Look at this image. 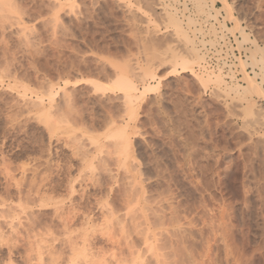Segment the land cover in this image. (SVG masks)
<instances>
[{
	"label": "rangeland",
	"instance_id": "374dc122",
	"mask_svg": "<svg viewBox=\"0 0 264 264\" xmlns=\"http://www.w3.org/2000/svg\"><path fill=\"white\" fill-rule=\"evenodd\" d=\"M7 1H0V214H7L0 218V264H51L52 258L55 264H74V248L86 251L92 264H116L124 258L128 264H264V124L254 121L253 114L264 111V100L254 95L249 105L244 98L205 90L192 72H182L179 66L172 72L171 65L158 59L157 64L151 55L153 49L167 52L169 46L186 52L172 29L165 28V11L178 13L191 34L189 28L197 24L186 26L189 20L181 14L191 6L185 9L187 16L201 22L204 15L194 1L189 0L190 6L188 0ZM228 1L249 42L239 30L232 33L244 42L238 48L248 49L245 53L250 56L253 39L264 47V0ZM214 5L223 6L217 1ZM141 6L148 11L146 16ZM220 14L225 22V11ZM150 18L153 24L148 23ZM227 24L233 27L230 21ZM148 68L157 78L146 75ZM117 71L134 77L141 91L158 86L136 103L134 114L123 111L120 92L95 93L83 82L97 79L107 87ZM244 72L254 76L261 70L246 66L240 85H246ZM256 79L261 82L262 78ZM67 81L73 104L66 107L60 88ZM51 85L56 95L49 102L46 88ZM38 96H43L44 107L54 105L58 114L56 107L64 106L60 114L64 111L67 118L59 119L69 124L60 123L64 127L50 134L54 125L48 127L44 115L26 104L37 102ZM105 111L121 125L128 124L131 162L142 172L131 171L137 189L120 183L126 176L123 168L111 166L113 174H119L115 184L101 170L103 158H99L110 160L104 153L108 149L94 159L95 169L85 168L84 151L112 144L105 137ZM51 116L57 122V116ZM132 191L139 192L135 196ZM127 193L131 194L128 199ZM108 209L116 215L102 217ZM74 211L80 218H72ZM85 211L93 218H81ZM65 213L74 215L64 218Z\"/></svg>",
	"mask_w": 264,
	"mask_h": 264
},
{
	"label": "bare ground",
	"instance_id": "6f19581e",
	"mask_svg": "<svg viewBox=\"0 0 264 264\" xmlns=\"http://www.w3.org/2000/svg\"><path fill=\"white\" fill-rule=\"evenodd\" d=\"M1 1V0H0ZM5 1V0H4ZM7 1V0H6ZM50 0H48V2H49ZM56 1V3H57V0H55ZM54 1V2H55ZM148 1V0H147ZM155 0H153V2H154ZM178 1V0H177ZM194 1V3H195V5L197 6V8L199 9L198 11L201 13V14H203L204 15V17L202 16L201 18V22L200 21H196V20H198V18L195 20V19H193L192 18V16H187V12H186V10L188 11V9H187V7H184L183 9V14H184V16H183V14H181L182 16L181 17H185L186 19H188L189 20V22H188V20L185 22V24H186V26H191V25H194L195 23L197 24V26H194V28H193V26H191L190 28H189V30L191 31V34H189L188 33V30H186L184 27H183V25L182 24H184L183 22H184V20H182L180 17H178V13H171V12H167V11H165L164 13H165V15H166V17H165V21H166V23H164L165 25V28L168 30V29H172V30H170V31H172L173 32V35H174V37H175V39H176V41H178V43H180V44H182L184 47H185V51L186 52H184V53H182V51H178L177 49H175L174 48V46H169L168 48H167V52L165 53V52H161L159 49H157V48H155V49H153L152 50V57L154 56V58L156 59V60H153V61H157V59L158 60H160V64H163V63H167V64H169V65H171V67L174 69L172 72H176L177 71V67L179 66V68L182 70V72H192V74L191 75H193L194 77H195V79L197 80V82H199V84L201 85V87L203 88V89H205V90H208V89H213L212 91L214 92V93H225V95L227 96V97H230V96H232V95H234V97H241V98H244L245 100V102H248L249 103V105L250 104H253V100H252V97L254 96V95H257V96H259L262 100H264V88H263V84H264V47H262V45H259V43H258V41L256 40V39H253L252 40V45H253V48L251 49V48H249V50H250V56H247L246 55V53H245V51H247L248 49H245L244 51L243 50H241V49H239L238 48V45H240V46H242L243 45V40L241 41H239L237 38L238 37H236L235 35V33H232L233 31H237V30H239L238 32L239 33H244V28L245 27H243L242 25H241V22L239 21V18L238 17H236L235 15H234V6H232L230 3H229V1L228 0H212V2L215 4L216 3V1L217 2H221L222 3V7H220V8H217L214 4H212L211 5V2H209L208 0H192V2ZM10 1H7V3L8 4H6L7 6H9V4H11V3H9ZM139 2H142V0H139ZM151 2V1H150ZM185 2V1H184ZM6 3V2H5ZM4 2H3V4H5ZM52 3V2H51ZM158 3H159V1H158ZM186 3V2H185ZM53 4V3H52ZM51 4V5H52ZM59 4V3H58ZM57 4V5H58ZM151 4H153V3H151ZM155 4H157V2L156 3H154L153 5H155ZM187 4V3H186ZM5 5V6H6ZM46 5V4H45ZM130 5V4H129ZM138 5H140V4H138ZM150 4H148V6H149ZM61 6V5H60ZM63 6V5H62ZM175 6V5H174ZM186 6V5H185ZM195 6V7H196ZM49 7H50V5H49ZM160 7V6H159ZM158 6H157V8H159ZM173 7V6H172ZM54 8V7H53ZM53 8L52 9H50V11H53ZM57 7H55V9H56ZM49 9V8H48ZM61 9V8H60ZM186 9V10H185ZM139 10H143L144 12V14L145 13H147L148 14V11H146L145 12V10L144 9H142V6L141 7H139ZM148 10V9H147ZM225 11V14L226 15H223L224 16V18H225V22H222L221 21V17H222V14H220L221 13V11ZM138 11V10H137ZM172 12H174V11H172ZM180 12V11H179ZM186 12V13H185ZM52 13V12H51ZM163 13V14H164ZM199 13V14H200ZM178 14V15H177ZM143 15V14H142ZM198 15V14H197ZM145 16H146V14H145ZM151 16V15H150ZM2 17V16H1ZM152 17V16H151ZM194 17V16H193ZM133 18V17H132ZM135 18V17H134ZM184 18V19H185ZM200 18V17H199ZM181 19V20H180ZM212 19V20H211ZM162 20V19H161ZM136 21V20H135ZM162 21H164V20H162ZM161 21V22H162ZM227 21H230L231 23H233V27L231 28V27H229L228 26V24H227ZM146 22H148L147 20H146ZM214 22H216L217 24H218V27H216L215 25H214ZM148 23H154L153 22V19H149V22ZM195 24V25H196ZM187 28V27H186ZM19 29V28H18ZM21 29V28H20ZM166 29H164V31L166 30ZM23 31H24V28H23ZM189 31V32H190ZM226 32H230V34H232V36H233V38L235 39V42L237 43L238 42V44H237V48H238V50L241 52V54L240 55H243V56H237V63H236V68H237V71L238 70H243L244 69V71H245V69H246V66H248V65H251V66H255V67H260V70H261V73H255V75L254 76H251V75H249V73H243L244 74V79H245V81H246V85H240L239 84V81H238V78H236V73L234 72V73H231V80L229 81V80H227L226 79V77H225V74L224 73H222L221 71H218V72H215V71H208V69H206V66H205V64L207 63L206 62V57H205V53L203 52V48L206 46V44L207 43H210L211 45H216L218 42H219V40L220 39H224V37H225V34H221V33H226ZM20 33H24V32H22V29H21V32ZM19 34V33H18ZM25 34V33H24ZM168 34V33H167ZM240 34V35H241ZM245 34V33H244ZM244 34H242V36H245V39H247V43L249 42L248 40H249V34H247L246 33V35H244ZM203 37L201 40L199 39V37ZM211 37L210 38V40H206V38L207 37ZM241 36V37H242ZM252 36V35H251ZM27 38V37H26ZM244 38V37H243ZM245 39H244V41H245ZM92 40V39H91ZM95 42V41H94ZM93 42V43H94ZM155 43V42H154ZM156 44V43H155ZM157 45V44H156ZM167 45V44H166ZM152 46H154V45H151V48H152ZM165 46V45H164ZM197 46V47H196ZM159 47H161V46H159ZM167 47V46H166ZM88 48V47H87ZM151 48H149V50L151 49ZM165 48V47H164ZM163 48V50H165ZM184 49V48H183ZM95 51V50H94ZM107 51V50H106ZM109 51V50H108ZM90 52V51H89ZM102 53V52H101ZM105 53H107V52H105ZM79 54V53H78ZM110 54V53H109ZM92 55V54H91ZM98 55V54H97ZM78 56V55H77ZM109 56V55H108ZM103 57H104V55H103ZM102 57V58H103ZM106 57V56H105ZM111 57V56H110ZM77 58V57H76ZM83 58V57H82ZM247 58V60H245ZM104 59V58H103ZM102 59V60H103ZM81 60V59H80ZM91 61H93V60H91ZM90 61V62H91ZM248 61H251V63H249ZM85 62V61H84ZM239 62V63H238ZM76 63V62H75ZM82 63V62H81ZM100 63V62H99ZM116 63V62H115ZM153 63V62H152ZM158 63V61H157V64H159ZM77 64V63H76ZM87 64V63H86ZM102 64V63H101ZM116 64H118V63H116ZM62 65V64H61ZM63 65H65V64H63ZM72 65V64H71ZM110 65V64H109ZM118 65H120V64H118ZM153 65V67H155L154 66V64H152ZM60 66V65H59ZM85 66V65H84ZM101 66V65H100ZM105 66V65H104ZM157 66V65H156ZM161 66V65H160ZM159 66V67H160ZM195 66H197V67H199L198 68V70H195L194 68H195ZM241 66V67H240ZM74 67V66H73ZM106 67V66H105ZM122 67V66H121ZM151 67V66H150ZM238 67H240V69L238 68ZM64 68H66V67H64ZM78 68V67H77ZM123 68V67H122ZM157 68V67H156ZM171 68V69H172ZM243 68V69H242ZM61 69V68H60ZM62 69H63V66H62ZM67 69V68H66ZM69 69V68H68ZM73 69V68H72ZM74 69H75V67H74ZM114 69V68H113ZM115 69H118V68H115ZM64 70V69H63ZM152 69H147L146 71H145V73H146V75L147 76H150V77H152V78H157L156 76V73H154V71H151ZM241 70H240V72L239 73H241ZM67 71V70H66ZM90 71V70H89ZM93 71V70H92ZM85 72V71H84ZM87 72V71H86ZM91 72V71H90ZM65 73V72H64ZM76 73V72H75ZM89 73V72H88ZM78 74V73H77ZM103 74V73H102ZM105 74V73H104ZM242 74V75H243ZM62 75V74H61ZM79 75V74H78ZM91 75V74H90ZM97 75V74H96ZM145 75V74H144ZM60 76V75H59ZM82 76H85L84 74L82 75ZM99 76V75H98ZM106 76V75H105ZM259 76H261V82H259V81H257V77H259ZM107 77V76H106ZM132 77V76H131ZM130 76H128V74H125V73H123V72H121V71H117L116 72V77H114L115 79H113V82L111 83V81H110V85H107V87H105V84L103 85L100 81H98L97 79H85L83 82L84 83H86V84H89V85H91L92 87H93V89H95L96 90V92L95 93H97V91H107V90H112V92H120L121 94H122V96L120 97L121 98V100L123 101V103H125V104H122L123 106H125V108H124V110L123 111H126V113L130 110L131 112V114H134L135 113V105H136V103L138 104V101H140V99H142L143 97H144V95L146 94V92H148V91H155V90H157L158 89V86H146L145 88H144V90L143 91H141L139 88H138V86L136 85V83L134 82V77H132L131 78ZM225 77V78H224ZM59 78V77H58ZM91 78V77H90ZM93 78V77H92ZM144 78L145 77H143V80H144ZM51 79V78H50ZM49 79V80H50ZM141 79V78H140ZM146 80V79H145ZM56 81V80H55ZM54 81V82H55ZM41 82V81H40ZM68 83H66L65 84V87L63 86V87H61L60 89H61V91H62V95H63V103L65 104V106L66 105H69L70 106V102H72L71 100H70V95H68V93H67V86L69 85V81H67ZM227 82V83H226ZM158 83H160V82H158ZM229 83H233V85H227V84H229ZM236 83V84H235ZM58 84V83H57ZM72 84V83H71ZM73 84H75L76 85V83H73ZM73 84H72V86H73ZM74 85V86H75ZM17 86V85H16ZM223 86L225 87L224 89H222L223 88ZM40 87V86H39ZM47 87H49V86H47ZM45 88V87H44ZM47 90H48V92H47V95L46 94H44V95H46L47 97H49L50 98V101L49 102H52L53 101V99H54V96L56 95L54 92V86L52 87V85H51V87H49V88H46ZM67 89V90H66ZM44 90V89H43ZM80 90V89H79ZM72 91V90H71ZM59 92V91H58ZM90 92V91H89ZM34 93V92H33ZM82 93V92H81ZM84 93V92H83ZM102 93H106V92H102ZM19 95V94H18ZM95 95V94H94ZM218 95V94H217ZM20 96V95H19ZM35 96V95H34ZM37 96V95H36ZM35 96V97H36ZM45 96V97H46ZM46 97V98H47ZM84 97V96H83ZM100 97V96H99ZM98 97V98H99ZM110 97H113L112 95L110 96ZM71 98H73V96L71 97ZM93 98V97H92ZM97 98V99H98ZM115 98V97H114ZM240 98V99H241ZM251 98V99H250ZM38 99V100H37ZM84 99V98H83ZM109 99V98H108ZM36 100H37V102H33V101H29V102H27L26 103V101L24 102V103H26L27 104V106L28 105H30V106H32L33 108H37L40 112H39V114H42V115H44L43 117H45V121H46V124L48 125V127H50V126H53L54 125V127H51L50 129L51 130H49L50 131V134H52L51 133V131L54 133V132H56L57 133V130H59L60 128L62 129V127H64L66 124H64V123H68V120L66 121V122H64V120H60L59 118H63L64 116L66 117L67 115H64V111L62 112L63 114H60L61 112L60 111H62V110H65L66 108H64V109H62V107H64V106H60V109L58 108V107H56L57 109H58V112H59V114L58 113H56V110L54 109L55 107H54V105L52 106L51 104H50V108L48 107L47 108V106H45L47 109H45V107H44V100H43V96L42 97H39L38 96V98H36ZM35 100V101H36ZM79 100V99H78ZM100 100V99H99ZM103 100V99H102ZM115 100H118V99H115ZM120 100V99H119ZM65 101V102H64ZM108 101V100H107ZM243 101V100H242ZM58 102V101H57ZM102 102V101H101ZM112 102V101H111ZM115 102V101H114ZM21 103V102H20ZM106 103V102H105ZM105 103H103V104H105ZM248 103H247V105H248ZM25 104V105H26ZM53 104V103H52ZM63 104V105H64ZM71 104H73V102L71 103ZM98 104V103H97ZM108 104V103H107ZM111 104V103H110ZM255 104V103H254ZM24 105V106H25ZM53 107V109L55 110V111H53L51 108ZM68 106V107H69ZM252 106V105H251ZM254 107H255V105H253ZM26 107V106H25ZM67 107V106H66ZM103 107V106H102ZM119 107H121L120 105H119ZM128 109H127V108ZM248 107V106H247ZM73 108V107H72ZM122 108V107H121ZM120 108V109H121ZM252 109H251V112H252V110H254L253 109V107H251ZM26 109H27V107H26ZM52 110L51 111V113H52V115L54 116V117H56V121L57 122H54L55 120H53L52 119V116H51V113H50V111H49V113H48V110ZM68 109V108H67ZM256 109V108H255ZM29 110V109H28ZM69 110H70V108H69ZM128 110V111H127ZM134 110V111H133ZM250 111V110H249ZM106 112V118H105V121H104V123H103V125H104V127H105V129H107V131L106 130H104V131H106V138L107 139H110V140H113V141H111L112 142V144L109 142V146H106V148H104V147H100L99 145V147L98 146H96L95 148H97L96 150L94 149L93 151H92V149H91V151H88V149L86 150V151H84L85 149H82L83 151H84V154H83V158H85V163H86V166H85V168L86 169H91V170H93V169H95L94 167H96L95 166V163H94V159H96V158H98V156L99 155H101V154H103V152H104V149H108L107 150V152H104L105 153V156H106V153H108V156L110 155L111 156V158H110V160H108V159H106L107 158V156L104 158V157H101L100 156V160L102 159V161H99V164H100V166L102 167V169L101 170H103L104 171V173L108 176V177H110V182H114V184L116 183V182H118V180H117V178H118V176L117 175H119V174H117V175H115V174H113V170H112V168H111V166H116V167H118L119 169H121V168H123L124 169V171H125V178L123 179V181L124 182H120L121 184H123V185H125L126 187H127V189L128 188H130L131 190H133V189H135L136 188V186L138 185H136L135 183L137 182L136 180H135V175H132L131 174V171L132 172H135V170L136 171H138L139 169H137V166L134 164V162L132 161L131 162V159L133 158V154H132V152H131V150H130V147H132L131 145V133L129 132V127H128V124L126 125V124H123V125H121L122 124V122H121V124L119 123V122H117L115 119H114V117L113 116H111L110 114H107V111H105ZM109 112V111H108ZM122 112V111H121ZM134 112V113H133ZM25 113V112H24ZM38 113V112H37ZM68 113H72V112H68ZM92 113V112H91ZM114 113V112H113ZM129 113V112H128ZM248 113V112H247ZM38 114V115H39ZM55 114V115H54ZM124 114V116H126L125 115V113H123ZM253 114H255L256 115V119L254 120V121H258L259 123L260 122H262L263 124H264V111L262 112V110H259V111H253ZM252 113H251V115H253ZM60 115V116H59ZM62 115H64L63 117H62ZM69 115V114H68ZM115 115V114H114ZM81 116V115H80ZM128 116H130L129 114H128ZM135 116V115H134ZM53 117V118H54ZM133 117V116H132ZM132 117H130V118H132ZM67 118V117H66ZM81 118V117H80ZM79 118V119H80ZM123 118V117H122ZM257 118H258V120H257ZM44 119V118H43ZM55 119V118H54ZM63 119H65V118H63ZM70 119V118H69ZM82 119V118H81ZM96 119V118H95ZM61 122H60V121ZM66 120V119H65ZM261 120V121H260ZM44 121V122H45ZM59 121V122H58ZM63 121V122H62ZM90 122H92V121H90ZM130 122V121H129ZM60 123H61V125H64V126H62L61 127V125H60ZM63 123V124H62ZM59 124V125H58ZM69 124V123H68ZM67 124V125H68ZM85 124V123H84ZM66 125V126H67ZM83 125V124H82ZM88 125V124H87ZM102 125V126H103ZM55 126H57V127H55ZM58 126L60 127V128H58ZM56 128H57V130H56ZM87 128H88V126H87ZM102 128V127H101ZM60 129V130H61ZM56 130V131H55ZM75 130V129H74ZM77 131V130H76ZM55 134V133H54ZM53 134V135H54ZM76 137V136H75ZM72 139H73V136L71 137ZM77 138V137H76ZM92 139V138H91ZM107 139H105L106 141H107ZM94 142H95V140L94 139H92ZM103 140V139H102ZM75 142H77L78 141V139H76V140H74ZM109 141V140H108ZM78 142H80V141H78ZM97 142H98V140H97ZM96 143V142H95ZM101 143V142H100ZM102 144V143H101ZM83 146L82 147H84V144H82ZM88 145V144H87ZM108 145V144H107ZM103 146V145H102ZM78 147V146H77ZM77 147H76V149H77ZM80 147V146H79ZM85 148H86V146H85ZM132 149V148H131ZM79 150V149H78ZM81 150V151H82ZM106 151V150H105ZM77 152H80V151H77ZM80 153H82V152H80ZM86 153V154H85ZM92 153V154H91ZM101 153V154H100ZM92 156H91V155ZM64 155V154H63ZM77 155V154H76ZM73 156H74V154H73ZM81 155H79V157H80ZM82 158V159H83ZM72 159V158H71ZM70 159V160H71ZM80 159V158H79ZM98 159V160H99ZM96 162H97V160H96ZM138 162V161H137ZM137 162H135V163H137ZM84 164V163H83ZM97 165V164H96ZM79 166H80V164H79ZM84 167V166H83ZM73 168V167H72ZM82 168V167H81ZM79 170V169H78ZM117 171V170H116ZM140 172H141V170H139ZM138 171V172H139ZM91 172V171H90ZM118 172H119V170H118ZM117 172V173H118ZM60 174V173H59ZM68 174V173H67ZM141 174H142V172H141ZM140 176H142V175H140ZM95 177V176H94ZM59 178V177H58ZM66 178H68L67 176H66ZM93 178V177H92ZM69 179H71V178H69ZM141 179V178H140ZM139 180V179H138ZM68 181H70V180H68ZM96 181V180H95ZM97 181H99V179L97 180ZM96 181V182H97ZM104 181V180H103ZM119 181H120V179H119ZM136 181V182H135ZM142 181V180H141ZM146 181V180H145ZM61 182V181H60ZM73 182V181H72ZM75 182V181H74ZM96 182H93L95 185L97 184ZM69 183V182H68ZM92 183V184H93ZM99 183V182H98ZM111 183V184H112ZM70 184V183H69ZM68 184V185H69ZM87 184V183H86ZM110 184V183H109ZM70 185H72V184H70ZM108 185V184H107ZM100 186V185H99ZM109 186V185H108ZM122 186V185H121ZM140 186V185H139ZM142 186V185H141ZM140 186V187H141ZM68 187H70V186H68ZM104 187V186H103ZM110 187V186H109ZM114 187V186H113ZM124 187V186H123ZM125 187V188H126ZM72 188H73V186H72ZM124 188V189H125ZM137 188H138V186H137ZM136 188V189H137ZM49 189V188H48ZM69 189V188H68ZM106 189V188H105ZM110 189H111V187H110ZM127 189H125V190H127ZM73 190H74V188H73ZM139 190V189H138ZM72 191V190H71ZM70 191V192H71ZM107 191H110V190H107ZM128 191H130V190H127V192ZM69 192V193H70ZM73 192H75V191H73ZM134 191H132V193H133ZM136 192H139V191H136ZM136 192H134L135 193V196H136ZM22 193V192H21ZM20 193V194H21ZM130 193H131V191H130ZM128 194L127 193V199L130 197V196H128V195H131V194ZM133 193V194H134ZM132 194V195H133ZM74 195V194H73ZM84 195V194H83ZM82 196V195H81ZM123 196V195H122ZM20 197V196H19ZM83 197V196H82ZM85 197H87L88 198V196H85ZM21 198V197H20ZM135 198V197H134ZM49 199V198H48ZM47 199V200H48ZM83 199V198H82ZM82 199H80L81 201H82ZM131 199V198H130ZM130 199H129V201H130ZM132 199H133V197H132ZM50 200V199H49ZM122 200H124V199H122ZM52 201V200H51ZM85 201H87V200H85ZM100 201V200H99ZM50 202V201H49ZM91 202V201H90ZM97 202V201H96ZM56 203V202H55ZM82 203V202H81ZM85 203V202H84ZM83 203V204H84ZM108 203V202H107ZM106 203V204H107ZM128 203V202H127ZM132 203V202H131ZM58 204H60V203H58ZM57 204V205H58ZM73 204V203H72ZM89 204V203H88ZM105 204V205H106ZM22 205V204H21ZM47 205V204H46ZM56 205V204H55ZM56 205V206H57ZM78 205V204H77ZM102 205V204H101ZM104 205V206H105ZM125 205H126V203H125ZM8 206V205H7ZM48 206V205H47ZM54 206V205H53ZM76 206V205H75ZM91 206V205H90ZM99 206V205H98ZM22 207V206H21ZM72 207H73V209L75 208L73 205H72ZM101 207H103V206H101ZM107 207V206H106ZM146 207V206H145ZM13 208V207H12ZM16 208V207H15ZM20 208V207H19ZM18 208V209H19ZM23 208H24V206H23ZM57 208V207H56ZM61 209H62V207H60ZM60 208H59V210H60ZM77 208H79V207H77ZM76 208V209H77ZM105 208V207H104ZM135 208V207H134ZM8 209V208H7ZM10 209V208H9ZM17 209V208H16ZM15 209V210H16ZM26 209V208H25ZM58 209V208H57ZM55 210V212L56 211H59V210ZM85 209V208H84ZM75 210V209H74ZM82 210V209H81ZM86 210V209H85ZM88 210V209H87ZM90 210V209H89ZM112 210V209H111ZM148 210H150V209H148ZM147 210V211H148ZM5 211V210H4ZM78 211V210H77ZM83 211V210H82ZM92 212H93V210H91ZM132 211V210H131ZM134 211H135V209H134ZM137 211H138V209H137ZM154 211V210H153ZM60 212V211H59ZM62 213H63V211H61ZM65 212V211H64ZM68 212V211H67ZM86 212V211H85ZM89 212V211H88ZM88 212H86V214H82L81 216V218H91L92 216H88L87 215V213ZM111 211L108 209L107 210V212H103L102 214H101V216L103 215V216H105L104 218H106L107 216H108V218H110L112 215L114 216V215H116V213L115 214H113L112 212L110 213ZM115 212V211H114ZM129 212V210L127 211V213ZM149 212V211H148ZM3 213V214H2ZM2 213L0 214V218H2V217H4V218H6L5 216L7 215L6 214V212L4 213L3 211H2ZM14 213H16V212H14ZM22 213V212H21ZM71 213V212H70ZM74 213L77 215V212H75L74 211ZM79 213V212H78ZM134 213V212H133ZM155 213V212H154ZM9 214V213H8ZM11 214V213H10ZM25 214V213H24ZM68 215H66V213H65V215L66 216H64V218H70L71 216H73V215H69V213H67ZM135 214H136V212H135ZM134 214V218H135V215ZM139 214V213H138ZM4 215V216H3ZM13 215V214H12ZM18 215H20V213L18 214ZM60 215V214H59ZM74 215L72 218H78L79 216L77 215ZM79 215H80V213H79ZM124 215V214H123ZM129 215V214H128ZM61 216V215H60ZM102 216V217H103ZM133 216V215H132ZM145 216V215H144ZM150 216V215H149ZM157 216V215H156ZM156 216H154L155 218H157ZM9 217H11V216H9ZM125 217H126V215H125ZM128 217V216H127ZM129 217H130V215H129ZM148 217V216H147ZM153 217V218H154ZM63 218V217H62ZM80 218V217H79ZM93 218V217H92ZM114 218V217H113ZM117 218V217H116ZM133 218V217H132ZM137 218H138V216H137ZM149 218H151V217H149ZM115 219V218H114ZM130 219H131V217H130ZM141 219V218H140ZM134 220H136V219H134ZM132 221V222H136V221ZM158 220H161V219H158ZM163 220V219H162ZM125 221V220H124ZM145 221V220H144ZM163 222V221H162ZM5 223V222H4ZM119 224L121 225L122 223H121V221L119 222ZM130 224V223H129ZM145 224V223H144ZM125 225V224H124ZM123 225V226H124ZM134 225V224H133ZM128 226V225H127ZM132 226V225H131ZM138 226H139V224H138ZM121 227V226H120ZM125 227H126V225H125ZM134 227V226H133ZM135 227H137V224H136V226ZM1 229H2V227L0 226V235L2 234V231H1ZM122 229V228H121ZM131 229H132V227H131ZM126 230V229H125ZM138 230V229H137ZM122 231V230H121ZM128 231V230H127ZM136 231V230H135ZM124 232V231H123ZM129 232V231H128ZM126 233V232H125ZM140 233V232H139ZM146 234V233H145ZM144 234V235H145ZM147 235V234H146ZM2 236V235H1ZM1 236H0V238H1ZM147 237V236H146ZM7 238V237H6ZM148 239V238H147ZM149 240V239H148ZM74 242H72V244H71V242H70V244H71V246L73 245L74 246V244H73ZM31 245V244H30ZM40 245V244H39ZM133 245V244H132ZM132 245H129V247L130 246H132ZM149 245V244H148ZM148 245H146V246H148ZM75 247V246H74ZM85 247V246H84ZM83 247V248H84ZM128 247V248H129ZM153 247H154V245H153ZM153 247H150V249H153ZM71 248V247H70ZM82 248V249H83ZM131 248V247H130ZM159 248V246L157 247V249ZM75 249V248H74ZM72 250L73 252H74V264H76V261L77 262H79V263H81V264H92V262L90 263V261H93V260H91V258L89 259V254L86 252V251H80V249H79V251H78V249H75V250ZM156 249V247H155V250H157ZM39 250V249H38ZM37 250V251H38ZM84 250H85V248H84ZM87 250V249H86ZM90 251V250H89ZM132 251V250H131ZM152 251V250H151ZM149 252V251H148ZM147 252V253H148ZM156 252V251H155ZM122 253V252H121ZM141 253V252H140ZM96 254V253H95ZM131 254H132V252H131ZM138 254V253H137ZM116 255V254H115ZM142 255V254H141ZM140 255V256H141ZM133 256V255H132ZM131 256V257H132ZM135 256H137V255H135ZM139 256V257H140ZM117 257V256H116ZM120 257H122V256H120ZM41 258V257H40ZM73 258V257H72ZM119 258V257H118ZM130 258V257H129ZM136 258V257H135ZM142 258V257H141ZM141 258H139V259H141ZM42 259V258H41ZM48 259V258H47ZM116 259V258H115ZM122 259V258H121ZM120 259V260H121ZM125 259V258H124ZM123 259V260H124ZM51 260V259H50ZM95 260V259H94ZM119 261L118 262V260H117V262H116V264H124V263H126V262H128V261ZM48 261V260H47ZM72 261V260H71ZM72 261V262H73ZM131 259H130V263H131ZM140 261V260H139ZM38 262H39V260H38ZM42 262H44V261H42ZM55 262V260L52 258V261H51V264H53ZM59 262V261H58ZM71 262V263H72ZM114 262V261H113ZM133 262H135V260L133 261ZM49 263H50V261H49ZM95 263V262H94ZM93 263V264H94ZM106 263V262H105ZM145 263V262H144ZM144 263H141V264H144ZM151 263V262H150ZM37 264V263H36ZM40 264V263H39ZM43 264V263H42ZM45 264V263H44ZM46 264H47V262H46ZM55 264V263H54ZM96 264H98V263H96ZM104 264V263H103ZM114 264H115V262H114ZM126 264H128V263H126ZM134 264V263H133ZM145 264H147V263H145ZM152 264V263H151Z\"/></svg>",
	"mask_w": 264,
	"mask_h": 264
},
{
	"label": "built area",
	"instance_id": "2783aa9c",
	"mask_svg": "<svg viewBox=\"0 0 264 264\" xmlns=\"http://www.w3.org/2000/svg\"><path fill=\"white\" fill-rule=\"evenodd\" d=\"M187 1V0H186ZM187 5L190 6L191 3L188 0ZM191 7V6H190ZM189 7V8H190ZM179 8H183V6H179ZM191 10V9H190ZM186 13V12H185ZM214 25L218 27V24L214 22ZM225 34L224 39H220L216 45H211L207 43L206 46L203 48V52L205 53L206 57V69L208 71H221L225 74L227 80H231V73H236V78H240L241 74L237 71L236 63H237V56L240 55L241 52L237 49V44L235 39L233 38L232 34L226 32L221 33ZM203 37H199L201 40ZM211 37H207L206 40H210Z\"/></svg>",
	"mask_w": 264,
	"mask_h": 264
}]
</instances>
